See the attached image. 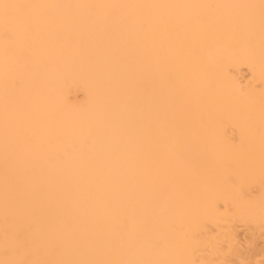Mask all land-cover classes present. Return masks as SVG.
Segmentation results:
<instances>
[{
	"label": "bare ground",
	"instance_id": "bare-ground-1",
	"mask_svg": "<svg viewBox=\"0 0 264 264\" xmlns=\"http://www.w3.org/2000/svg\"><path fill=\"white\" fill-rule=\"evenodd\" d=\"M263 229L264 0H0V264H259Z\"/></svg>",
	"mask_w": 264,
	"mask_h": 264
},
{
	"label": "rangeland",
	"instance_id": "rangeland-1",
	"mask_svg": "<svg viewBox=\"0 0 264 264\" xmlns=\"http://www.w3.org/2000/svg\"><path fill=\"white\" fill-rule=\"evenodd\" d=\"M250 216H251L250 214L247 215V217H246V216H243V218H241L242 221L237 219V222L240 221L239 224H240V226H241V229L244 228V230L242 229L243 234H245V233H244L245 231H247V230H249V229H252L253 227H256L257 224H258V223H256V222H257L256 219L253 218L252 216H251V217H250ZM244 217H245V218H244ZM243 219H244V220H243ZM251 219H252V220H251ZM253 219H255V220L253 221ZM255 221H256V222H255ZM237 224H238V223H237ZM255 225H256V226H255ZM240 226H239V227H240ZM242 226H243V227H242ZM260 226H261V225H260ZM249 227H251V228H249ZM248 228H249V229H248ZM241 229H239V231H240ZM245 229H246V230H245ZM263 231H264V229H263ZM241 234H242V233H241V231H240V236H244L243 234H242V235H241ZM261 239H262V238H261ZM261 241H262V240L259 241V245L261 244ZM259 245H258V246H259ZM261 245H262V246H260V247L263 249V243H262ZM260 247H258V248H260ZM261 248H260V251H262ZM257 253H259V250H258ZM258 255H260V256L258 257ZM255 257L257 258V259H256V260H257V263L260 262L259 264H262L261 261H263L264 258L261 256V252H260V254H257V256H255ZM261 257H262L263 259H262ZM251 260H254V259H251ZM251 260H250V261H251ZM249 263H250V262H249ZM254 263H255V260H254ZM252 264H253V261H252Z\"/></svg>",
	"mask_w": 264,
	"mask_h": 264
}]
</instances>
